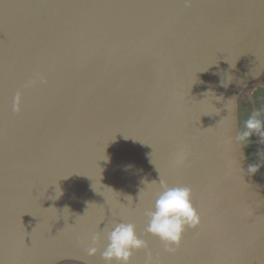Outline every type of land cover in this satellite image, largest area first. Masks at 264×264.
Here are the masks:
<instances>
[{
	"label": "water",
	"instance_id": "obj_1",
	"mask_svg": "<svg viewBox=\"0 0 264 264\" xmlns=\"http://www.w3.org/2000/svg\"><path fill=\"white\" fill-rule=\"evenodd\" d=\"M263 79L264 0H0V264H105L120 222L131 264H264L236 142ZM160 180L200 215L174 252L145 231Z\"/></svg>",
	"mask_w": 264,
	"mask_h": 264
},
{
	"label": "clouds",
	"instance_id": "obj_2",
	"mask_svg": "<svg viewBox=\"0 0 264 264\" xmlns=\"http://www.w3.org/2000/svg\"><path fill=\"white\" fill-rule=\"evenodd\" d=\"M229 83L231 81L227 84L222 81V86L227 87ZM18 103L19 96L16 98L14 110H18ZM254 135L264 143V106L253 110L243 121L237 132L236 142L243 148ZM260 168V164L251 163L247 172L249 175H255ZM160 184L161 191L157 193L154 208L146 212L148 221L145 231L159 238L166 251L174 252L180 246L186 229L199 225L200 215L192 202L190 187L168 186L162 180ZM98 239V236L92 237L87 254L94 256L99 253L105 264H131L135 251L148 249L147 241L137 234L136 225L131 222L117 223L108 231L107 244L103 251L96 247ZM148 255L151 260V253Z\"/></svg>",
	"mask_w": 264,
	"mask_h": 264
},
{
	"label": "rangeland",
	"instance_id": "obj_3",
	"mask_svg": "<svg viewBox=\"0 0 264 264\" xmlns=\"http://www.w3.org/2000/svg\"><path fill=\"white\" fill-rule=\"evenodd\" d=\"M262 106H264V82H257L242 95L240 104L241 127L243 121L248 118L252 111ZM262 144L259 138L254 135L245 146L253 163L258 164V153L261 151L260 148ZM258 173H261V168Z\"/></svg>",
	"mask_w": 264,
	"mask_h": 264
},
{
	"label": "bare ground",
	"instance_id": "obj_4",
	"mask_svg": "<svg viewBox=\"0 0 264 264\" xmlns=\"http://www.w3.org/2000/svg\"><path fill=\"white\" fill-rule=\"evenodd\" d=\"M264 80V79H263ZM260 147V146H259ZM261 149V148H260ZM258 164H260L261 165V167H262V172H263V174H264V155H263V152L262 151H259V153H258ZM60 264H73V262L72 261H64V262H62V263H60Z\"/></svg>",
	"mask_w": 264,
	"mask_h": 264
}]
</instances>
